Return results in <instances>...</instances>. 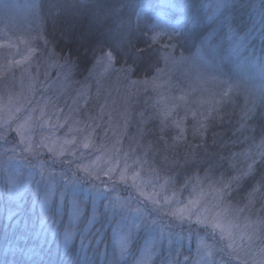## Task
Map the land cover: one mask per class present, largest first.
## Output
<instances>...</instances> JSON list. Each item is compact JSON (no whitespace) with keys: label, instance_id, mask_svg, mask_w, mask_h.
<instances>
[{"label":"rangeland","instance_id":"374dc122","mask_svg":"<svg viewBox=\"0 0 264 264\" xmlns=\"http://www.w3.org/2000/svg\"><path fill=\"white\" fill-rule=\"evenodd\" d=\"M233 2L203 0L211 25L203 45L222 46V55L204 47L192 58L170 51L155 75L139 80L117 68L113 57L109 64L105 55L76 81L72 65L44 40L39 0H0V141L14 136L19 144L18 149L0 144V212L15 217L29 188L37 186L35 197L41 201L31 209V220L43 222L49 216L37 214H48L55 200L70 211L74 205L82 209L71 196L83 191L96 200L94 210L108 198L110 221L117 220L112 238L117 261L264 264V194L255 190L244 204H233L209 175L189 174V162L177 168L157 146L158 140L187 144L186 160L201 162L203 148L197 143H209L240 111L247 116L264 105V56L248 52L252 41L264 42V0L239 9L242 23L253 29L250 37L224 26ZM235 133L246 135L240 126ZM261 140L252 139L254 149L240 157L248 167L264 154ZM21 145L33 161L48 155L65 162L68 171L56 174L45 164H22ZM77 172L109 183L85 187ZM53 227L38 226V232L46 238L50 231L53 239L58 236ZM145 235L134 250V242ZM71 240L61 241L69 245ZM146 248L154 249L148 258ZM85 253L83 260H91L96 247Z\"/></svg>","mask_w":264,"mask_h":264},{"label":"trees","instance_id":"16d2710c","mask_svg":"<svg viewBox=\"0 0 264 264\" xmlns=\"http://www.w3.org/2000/svg\"><path fill=\"white\" fill-rule=\"evenodd\" d=\"M254 2L235 0L230 6L232 10L228 8L224 26L238 29L242 35L250 37L253 29H250L251 24L242 23L239 9L242 4L249 7ZM39 14L45 42L57 57L72 65L76 81L85 79L95 63L108 53H111L117 68L130 70L137 80L155 75L164 66L170 51L186 58L194 57L200 47L216 55L223 54L222 46L203 45L211 29L203 0H39ZM252 42L248 52H256L263 57L264 42L261 45ZM38 43L42 45V42ZM249 115L245 116L240 111L234 116L233 124L222 128L218 136L210 138L209 143H197V147L203 148L201 162L199 157L195 158L197 162L186 160L187 144L182 146L181 143L180 146L177 141L158 140L157 146L167 151L166 159L173 161L177 168L189 162L192 167L189 174L195 170L200 176L209 175L207 179L214 180L224 189L230 202L244 204L254 190L264 194V187L260 185L264 181V154L257 156L250 172L248 163L240 160L243 153L254 149L253 142L264 141V105ZM239 126L246 135L235 133ZM0 144L16 145L17 149L19 145L14 136L1 140ZM19 152L18 159L22 164L30 167L45 164L56 174L68 171L65 162H56L48 155L33 161L22 145ZM49 173L56 175L52 171ZM76 174L85 187L109 183L107 179L96 182L81 172ZM236 178H239L238 182H235ZM39 190L37 186L29 188L24 206L15 217H10L8 210L1 211L3 214L0 212V264H125L115 257L112 238L117 220L110 221L105 207L107 197H102L99 202L102 207L94 210L95 199L85 198L83 191L71 196L83 204V216L78 227L73 229L75 234L71 243L66 245L61 240L71 212L68 205L61 206V202L55 200L48 214H37V217L47 215L48 219L43 222L31 220V209L34 210V204L40 205V198L35 197ZM93 212L103 214L94 224L90 223ZM38 226L50 230L55 226L58 236L49 239L50 231H47L44 238L38 232ZM145 239L146 235L134 242L133 249L138 250ZM93 246L96 247V256L84 261L82 253L86 254V249Z\"/></svg>","mask_w":264,"mask_h":264},{"label":"snow or ice","instance_id":"6c2138e0","mask_svg":"<svg viewBox=\"0 0 264 264\" xmlns=\"http://www.w3.org/2000/svg\"><path fill=\"white\" fill-rule=\"evenodd\" d=\"M111 59H112V55H111V53H108L107 57H106V60L109 62V64L111 63ZM176 126L179 128L180 124L177 123ZM182 131L183 130L181 129V133H182ZM84 147L87 148L88 144L85 143ZM248 171L249 172L252 171V168L249 167ZM238 181H239V178H236L235 182H238ZM9 182L12 184L13 189H15V186H16V175L15 174H12L9 177ZM260 185H261V187H264V181H262L260 183ZM52 194H53L52 192H50L48 194V196L45 198V202H47L51 198ZM98 213L99 212H93V213L90 214V216H91L90 223L94 224L95 222H97L99 219L102 218L103 214L99 213V217H98V215H97ZM82 216H83V210L80 208L79 205H74L73 210L69 213L68 225H67V228L64 231V238H65L66 242L70 241L73 238V236L75 234L73 229L78 227V225L81 222ZM114 233L116 234V232H114ZM152 250H154V249L149 250V249L146 248V251L144 253L145 258L150 257Z\"/></svg>","mask_w":264,"mask_h":264}]
</instances>
